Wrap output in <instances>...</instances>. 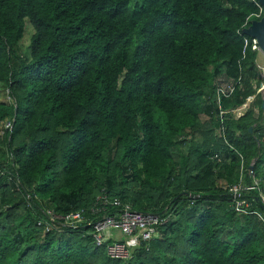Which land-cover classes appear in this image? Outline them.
I'll return each instance as SVG.
<instances>
[{
	"label": "trees",
	"instance_id": "trees-1",
	"mask_svg": "<svg viewBox=\"0 0 264 264\" xmlns=\"http://www.w3.org/2000/svg\"><path fill=\"white\" fill-rule=\"evenodd\" d=\"M257 14L252 0H0V129L14 120L0 137V264H264L259 192L243 208L230 192L254 184L249 169L264 191V78L242 33ZM220 78L238 83L223 123ZM101 195L169 223L127 261L87 225H38L90 216Z\"/></svg>",
	"mask_w": 264,
	"mask_h": 264
},
{
	"label": "built area",
	"instance_id": "built-area-1",
	"mask_svg": "<svg viewBox=\"0 0 264 264\" xmlns=\"http://www.w3.org/2000/svg\"><path fill=\"white\" fill-rule=\"evenodd\" d=\"M259 7V14L255 17L260 20L264 15V8L258 0H252ZM247 20L243 26L244 30L252 24L253 21ZM254 50H259V47L255 41L253 47ZM259 72L264 78L262 67L258 65ZM238 83L234 81H225L220 78L217 82V103L220 110V121L224 122V112L221 108V100L223 98H230L234 93ZM262 96L264 98V90H262ZM5 101L11 105L16 106V102L11 96L9 89L5 90ZM255 101V97L252 96L247 99V102L243 107L236 112L239 116L244 115L250 104ZM14 127V120H9L3 128L0 129V137L6 136V134L12 133ZM0 174L3 175L0 169ZM249 174L254 180L252 186H245L242 178L239 184L234 185L230 192L233 194L234 201L238 208H243L247 205L246 201L241 197L245 192L258 191L260 203L264 205V191L259 186L258 181L255 179L253 169H249ZM113 208L112 215H107L106 209ZM94 217V218H91ZM170 216L163 217L156 214L139 213L132 209L129 204L123 203L119 199L109 200L107 195H101L98 197L95 206L90 212V216L85 211H78L66 216H59L53 212H48L47 219L38 223L39 226L44 227L48 233L55 228V225L68 229H78L84 225L92 228L90 235L94 239L98 247H106L107 255L111 260L127 261L133 255V250L136 247L141 246L143 243L150 244L159 235L160 228L166 226L169 223ZM116 234H121L128 242H120L116 239Z\"/></svg>",
	"mask_w": 264,
	"mask_h": 264
},
{
	"label": "water",
	"instance_id": "water-1",
	"mask_svg": "<svg viewBox=\"0 0 264 264\" xmlns=\"http://www.w3.org/2000/svg\"><path fill=\"white\" fill-rule=\"evenodd\" d=\"M264 8V0H258ZM244 34L255 39L259 50L264 54V15L258 21H253L250 27L244 30ZM252 131V129H250ZM261 209L264 211V205L257 199Z\"/></svg>",
	"mask_w": 264,
	"mask_h": 264
},
{
	"label": "rangeland",
	"instance_id": "rangeland-1",
	"mask_svg": "<svg viewBox=\"0 0 264 264\" xmlns=\"http://www.w3.org/2000/svg\"><path fill=\"white\" fill-rule=\"evenodd\" d=\"M33 33H34L33 27L30 24H28L24 40L21 43V52H22V54H24V53H26L28 51V48H29L30 42H31V38L33 36ZM258 65L260 67H262L263 73H264V54L261 51H260V57L258 59ZM262 90H264V89H262ZM3 93H2V96H3ZM4 100H5V98H4ZM119 235L122 236L121 234H119Z\"/></svg>",
	"mask_w": 264,
	"mask_h": 264
},
{
	"label": "crops",
	"instance_id": "crops-1",
	"mask_svg": "<svg viewBox=\"0 0 264 264\" xmlns=\"http://www.w3.org/2000/svg\"><path fill=\"white\" fill-rule=\"evenodd\" d=\"M119 237H122V236H120L119 234H116V239L117 240H118Z\"/></svg>",
	"mask_w": 264,
	"mask_h": 264
}]
</instances>
